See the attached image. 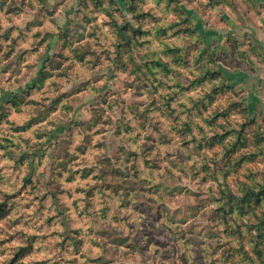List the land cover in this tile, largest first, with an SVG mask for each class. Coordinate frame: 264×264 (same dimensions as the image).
Listing matches in <instances>:
<instances>
[{
	"label": "clouds",
	"instance_id": "clouds-1",
	"mask_svg": "<svg viewBox=\"0 0 264 264\" xmlns=\"http://www.w3.org/2000/svg\"><path fill=\"white\" fill-rule=\"evenodd\" d=\"M0 264H264V0H0Z\"/></svg>",
	"mask_w": 264,
	"mask_h": 264
},
{
	"label": "rangeland",
	"instance_id": "rangeland-1",
	"mask_svg": "<svg viewBox=\"0 0 264 264\" xmlns=\"http://www.w3.org/2000/svg\"><path fill=\"white\" fill-rule=\"evenodd\" d=\"M3 212V206H0V214Z\"/></svg>",
	"mask_w": 264,
	"mask_h": 264
}]
</instances>
